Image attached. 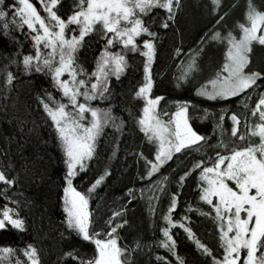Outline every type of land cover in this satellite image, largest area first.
<instances>
[{"label": "trees", "instance_id": "obj_1", "mask_svg": "<svg viewBox=\"0 0 264 264\" xmlns=\"http://www.w3.org/2000/svg\"><path fill=\"white\" fill-rule=\"evenodd\" d=\"M25 1L43 23L53 22L48 19L51 13L55 20L65 23V32L73 29L72 36L80 34L79 25L71 23L70 19L84 11L87 0ZM160 2L164 0L143 14V33L136 39L134 50H123L114 34L100 24L79 36L71 67L85 87L92 85L97 63L106 52L123 56L126 64L120 75L108 78L102 91L90 102L91 106L106 110L109 119L94 140L92 154L70 176L65 148L51 118L53 109L68 107L53 77L54 67L48 50L26 22L21 2L0 0V264H29L32 258L37 264H88L95 257L94 240L104 239L105 234H108L105 239L117 237L122 257L126 258L124 264H221L223 252L219 239L210 248L194 230L200 219L206 224L201 230L207 232L208 225L212 229L209 218L200 214L206 211L199 201L202 186L199 174L222 156L257 146L259 140L245 133L237 136L225 129L227 145L206 160H198L188 151L200 149L211 136V128L207 124L202 127L199 117L190 122L191 127L197 129L198 141L150 172L152 156L142 154L139 143L134 148L129 145L133 138L131 122L138 117L134 114L138 109L136 102L140 100L136 89L146 78L142 61L139 65L133 60L134 57L144 59L143 41L152 44L156 64L164 65L174 59L172 75L168 74L169 66L157 81L155 79L157 93L153 96L159 99V104L176 101L178 105H187L194 113H215L231 106L249 91L263 97L264 70L257 72V78L246 92L231 98L210 100L202 97L199 89L209 73L215 75L221 70L225 39L230 32H238L237 20H244L248 10L255 9L263 15L260 28L263 42L251 45L249 57L253 59L257 47L264 51V2L175 0L168 8ZM235 8L240 10L234 17L230 13ZM185 9L196 24L191 41L183 42V47L172 46L169 57L163 58L164 48L168 53L167 39L177 40L176 44L179 39H187ZM64 36L68 38L67 34ZM128 77L139 82L133 90L135 96L125 101L120 93ZM150 79L152 82V77ZM22 84L27 87L19 91ZM14 95L36 122L40 141L35 148H32L28 130L18 128L9 108ZM174 108L170 106L169 111ZM107 136L111 139L106 145ZM103 148L109 149L100 160L97 155ZM32 151L41 155L47 165L41 187L31 184L23 173V164ZM94 166L96 174L90 176ZM68 181L87 201L86 237L67 222L63 190ZM150 186L154 189L152 197H148L146 191ZM167 228L169 237L164 234ZM212 233L211 230V237ZM238 264H243V260Z\"/></svg>", "mask_w": 264, "mask_h": 264}, {"label": "rangeland", "instance_id": "obj_2", "mask_svg": "<svg viewBox=\"0 0 264 264\" xmlns=\"http://www.w3.org/2000/svg\"><path fill=\"white\" fill-rule=\"evenodd\" d=\"M19 1L26 22L37 32L38 41L48 50V57L54 67L53 77L66 99L65 104L68 108L60 106L53 109L51 118L65 148L68 173L72 176L76 168L82 166L92 154L94 140L109 119L106 110L93 107L90 102L102 91L108 78L120 75L126 64L123 56L106 52L97 63L92 85L85 87L77 80L71 67L72 54L79 36L93 25L100 24L114 34L124 47L123 50H134L136 39L143 33V14L152 6L159 4L160 0H87L84 11L70 19L71 23L80 27V34L76 37L71 34L73 29L65 32V23L55 20L51 13L48 14V19L53 22L43 23L31 5L25 0ZM173 1L175 0H164L160 3L168 8ZM262 8L264 9V3ZM239 10L240 8H235L232 11L233 15L231 13L230 15L237 16ZM185 14L188 22L187 39H179L177 44L175 43L177 40L167 39L165 44L168 53L164 48L163 58L169 57L172 46L183 47L185 46L183 42L191 41L192 29L196 24L190 20L187 9ZM262 22L263 15L255 9L246 11L244 20H237L235 26L238 32H230L225 39L221 70L215 75L214 73L207 75L205 84L199 89L202 97L210 100L227 99L247 91L253 85L257 72L264 70L263 48L257 47L253 59L249 57L251 45L254 42H263L260 37ZM64 34H67L68 38ZM142 44L144 49L141 52L144 59L134 57L133 61L139 65L142 61L146 69V78L145 83L136 89L135 94L140 100L136 102L138 109L134 114H138V117L131 122L133 138L129 145L134 148L139 143V151L145 156H152L151 161L149 160V170L152 172L183 148L198 141L195 133L197 129H193L190 122L199 117L202 127L207 124L211 128V136L206 145L200 149L188 151L198 160H206L216 150L227 145L225 129L237 136L245 133L258 138L257 146L237 150L227 157L222 156L201 171L199 179L202 181V186L199 201L202 202L206 212L200 214L211 221L212 229L209 225L206 228L210 232L212 230L214 236L211 237L210 232L201 230L206 226L203 219L197 221L194 230L210 248L214 247L215 240L219 239L223 252L221 264H238L240 259L243 260V264H264V96L259 98L249 91L231 106L215 113L207 111L194 113L187 105H178L176 101L159 104V99L153 96L157 93L156 81L169 66L171 69L168 70V74L172 75L174 59H171L173 62L170 60L164 65L156 64V60H153L152 44L149 41H143ZM127 81V85L120 93L125 101L135 96L133 90L139 82L133 77H128ZM26 87L22 84L18 88L22 91ZM129 89L131 93L128 92ZM170 106L176 108L170 112ZM9 108L18 128L28 130L32 148H35L40 141L36 122L16 95L12 96ZM206 129L207 127L202 128V130ZM106 139L105 144L111 136H107ZM101 149L97 155L99 158L104 156L109 148ZM139 156L141 157V155L137 157L140 158ZM23 170L25 178L31 184L38 187L44 184L43 176L47 165L41 155L37 156L32 151L31 157L23 164ZM95 171L97 167L94 166L90 176L96 174ZM151 187L150 190L149 188L146 190L148 197L153 196L154 189L152 190ZM63 205L68 224L86 237L87 201L70 185V181L63 190ZM168 226L170 228L172 224ZM169 228L164 230L166 237H169ZM107 235H103L104 239L94 240L95 257L88 264H124L126 258L122 257L117 237L105 239ZM29 264H37V262L32 258Z\"/></svg>", "mask_w": 264, "mask_h": 264}]
</instances>
